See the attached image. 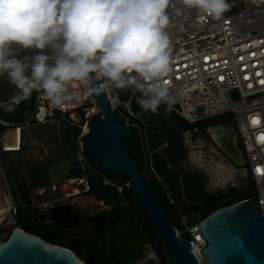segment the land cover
Wrapping results in <instances>:
<instances>
[{
    "label": "built area",
    "instance_id": "1",
    "mask_svg": "<svg viewBox=\"0 0 264 264\" xmlns=\"http://www.w3.org/2000/svg\"><path fill=\"white\" fill-rule=\"evenodd\" d=\"M229 3L233 5L231 9L220 19H215L184 6L181 0H171L167 9V32L171 41L172 72L165 82L172 99L165 105L190 124L229 112L233 114L232 121L208 125L205 131L199 127L185 129L184 145L196 146L201 138H195L198 134L204 135V140L205 134L212 136L211 128L231 127V139L239 144V148H235V156L240 152L245 163L240 167L231 165L230 168L235 170V176L237 171H244L248 182L252 183V190L244 199L258 196L264 214V140L259 139L264 136V84L260 83L264 80V3L261 0H229ZM70 91L80 94L81 99L57 108L42 91L35 90L30 120L15 123L0 118V176L4 179V184L0 181V232L7 236L14 227H18L20 205L8 181L2 153L22 151L29 126L56 123L60 129V140L56 144L61 145L62 139L69 136L75 141V146L66 145V151L81 163L78 167H86L82 163L85 137L99 106L94 94L84 95V89L78 82L70 86ZM105 93L112 110L130 126L132 119L124 112L136 116L131 103L138 92L134 95L131 89L112 88ZM254 119L259 123L254 124ZM15 140L17 149L9 150ZM213 148L216 150L214 145ZM215 157L212 164L217 160L226 163V160ZM171 201L177 207L172 198ZM204 218L198 212L179 210L180 227L176 228L180 238H188L191 250L200 262L204 260L203 250L207 247L200 229Z\"/></svg>",
    "mask_w": 264,
    "mask_h": 264
},
{
    "label": "clouds",
    "instance_id": "2",
    "mask_svg": "<svg viewBox=\"0 0 264 264\" xmlns=\"http://www.w3.org/2000/svg\"><path fill=\"white\" fill-rule=\"evenodd\" d=\"M171 0H0V75L19 92L3 105L12 112L33 90L54 107L81 95L116 89L140 93L144 113L171 103L166 78L172 72L167 32ZM220 19L229 0H181ZM21 50L34 55L17 58ZM99 81V83H97Z\"/></svg>",
    "mask_w": 264,
    "mask_h": 264
},
{
    "label": "rangeland",
    "instance_id": "3",
    "mask_svg": "<svg viewBox=\"0 0 264 264\" xmlns=\"http://www.w3.org/2000/svg\"><path fill=\"white\" fill-rule=\"evenodd\" d=\"M261 2L264 3V0H261ZM35 51L21 50L17 58H23L25 55H34ZM18 92L19 90L10 83L6 73L0 75V103L2 104L0 105V115L3 118L7 119L9 114V112L4 110L3 105L9 102L10 98ZM32 103L33 98L30 96L12 111L20 113L23 110L21 112V122L31 119L34 108ZM23 106H26V108L23 109ZM133 109L136 116L144 121L147 132H149L150 148L155 150L153 153L155 155L153 170L156 171L158 178L162 181L179 210H182V212L194 211L195 213L198 209H203L205 212V205L211 197L215 199L216 204H225L226 202L236 200V194L231 195V186L227 183L223 184L221 180L215 177V173L206 167L207 165L211 166L212 160L216 155L211 152L214 150L212 143L202 138L205 137L204 135L198 134L195 137H201L198 143L194 142L197 144L196 146L186 147L184 145L186 138L183 134L184 130L169 110L158 109L157 113L150 111L144 113L136 100ZM233 119V114L229 112L204 120L200 125H217L232 121ZM59 133L60 129L56 123L31 125L26 129L25 145L22 151L2 153L7 178L12 187L16 202L20 206L22 204L21 211H24L30 203L34 206L35 204L49 202L58 197L65 198L66 201L68 200L67 198H73V201L80 207L90 211L98 210L100 214L98 212L96 214L99 218L102 215L104 216V204L102 202L112 205L108 202L109 199H112V195L110 194L116 190L120 197L122 188L127 186V183L123 185L116 184L109 178L104 177L94 167L88 166V161L85 160L87 159L86 154H84L82 160V163L86 164L85 168L78 167L81 163L75 162L74 167L67 175L55 179L51 174L52 167L71 158V154L66 151L65 146L75 143L74 140L69 139L68 141V138H64L61 145L56 144L60 140ZM219 142L221 143V140ZM17 146V143L11 145L13 148L10 150L17 149ZM192 152L202 155L204 165H200L197 161L193 160ZM76 171L77 173H75ZM0 181L4 184V179L1 176ZM54 185H56V189L53 188ZM225 185L227 186L223 187ZM88 187L91 189L88 193L89 195H86L81 190ZM236 188L245 190L248 188V184L240 177L236 183ZM44 189L45 192L41 193ZM76 189H79L81 193L75 195ZM219 192L222 193L219 194ZM68 193H72L70 195L73 197L67 196ZM203 202L205 204L204 207L201 205ZM117 203L129 206L126 202ZM94 205L96 207L92 210ZM99 231H101L99 235L100 241L106 247L102 237L104 233L109 231L108 225L104 223V225L99 227ZM5 234L4 232H0V242L7 239L8 236ZM126 264H163V261L159 256V251L152 246L151 252L146 257Z\"/></svg>",
    "mask_w": 264,
    "mask_h": 264
},
{
    "label": "water",
    "instance_id": "4",
    "mask_svg": "<svg viewBox=\"0 0 264 264\" xmlns=\"http://www.w3.org/2000/svg\"><path fill=\"white\" fill-rule=\"evenodd\" d=\"M96 97L99 112L92 117L90 130L85 137V154L102 173L107 171L123 175L129 191L134 193L138 203L145 210L150 226L142 225L147 235L154 231L160 241L161 255L165 264H264V214L258 196L229 202L208 214L200 223V229L207 241L203 250L204 260L199 261L191 250V243L186 236L180 238L164 206H174L170 197L163 194L164 187L159 180L148 181L151 170L150 151L142 129L141 120L124 112L141 126V134L147 156L148 168L142 172V155L129 149L124 137L132 135V127L119 122L112 110L106 93ZM16 140L14 145L16 144ZM235 166H243L244 157L240 152L232 156ZM77 158L66 159L51 169L55 179L67 175ZM158 181V184H155ZM147 238V237H146ZM151 238V241H152ZM148 239V238H147ZM149 240V239H148ZM153 242V241H152ZM89 251L90 264H115L107 261L104 252L92 243L80 242ZM101 257L105 261H99ZM0 264H85L67 248L48 243L38 236L21 228L14 227L7 240L0 242Z\"/></svg>",
    "mask_w": 264,
    "mask_h": 264
},
{
    "label": "flooded vegetation",
    "instance_id": "5",
    "mask_svg": "<svg viewBox=\"0 0 264 264\" xmlns=\"http://www.w3.org/2000/svg\"><path fill=\"white\" fill-rule=\"evenodd\" d=\"M140 120L143 123L142 129L145 133L146 142H147V145L150 151L149 164L151 165V170L148 173V180H151L154 177V174L155 176H157L156 171L153 170L154 169L153 161L155 157L153 153L155 152V150L150 148L148 134L146 132V126L144 124V121L142 119ZM118 121L124 122V120L121 121L119 119ZM130 123H131L130 126L132 127V135L129 137H124V141L127 147L131 149V151L135 152V149L138 148V152L136 151V154L142 155V159H143L142 168L144 169V171H146L148 168V162H147V156H146L145 147H144V140L141 134V126L134 120H131ZM216 128L217 127L211 128L210 129L211 134H214V135L211 136L209 133H207L205 135L208 138L206 137L205 139L207 141H210L212 145H214V147L216 148V150H212L213 154L216 155L215 158L216 159L222 158L226 160V163L228 165L224 163L223 160H217L214 162V164L211 163V166L220 167L221 163L226 165L227 171L232 173L233 177H235L234 179L227 181V182L232 181L231 183L228 184L229 186H231L230 192H232V190L236 188V183L238 182L240 177L243 178L247 184H248V180L243 170L237 171L236 176H235V172H233L235 170L234 169L232 170L230 168L231 165L232 167H235V161L232 156L233 155L235 156V148L236 147L239 148L238 142L235 141V139H231L232 130L230 129V131H228L226 134L221 135V132H219ZM134 129L139 130V137L135 141H134L135 139ZM227 139L229 141H227ZM220 140L222 144L219 142ZM217 143L224 150H226L229 154L226 152L224 153L218 147ZM87 159L85 160L89 161V159L88 160ZM73 167H74V164L72 165L71 169ZM211 171L215 173L213 170ZM214 175L217 179L223 182V179L218 178L216 173ZM109 179L112 180V182H114V180H117L118 182L125 181V178L119 177L118 174H115V176H112ZM81 191L84 194L89 195L88 193L90 191V187L82 189ZM43 192H45V189L42 190L41 193ZM72 193H68L67 196L73 197L70 195ZM67 199L68 200L66 201L65 198L58 197V198L52 199L49 202H45L42 204L38 203V204H35L34 206H32L30 203V205L26 206L27 208H25V210L22 212L23 223L18 221V228H21L24 231L29 232L32 235L38 236L40 239H42L45 242L67 248L76 257L82 260L85 264L91 263L89 259V251L86 249V245L80 242H86L88 244L94 242L98 246V248L104 252V254L106 255L108 259L107 261L110 260L115 264H119L118 260L110 252V250L102 245L100 238H99V235L101 233V231H99V227H101V225H104L105 223L106 225H108V229H110L109 224L106 221L105 217L101 214L102 216L99 218L98 215L96 214L98 210L97 211L86 210L80 207L78 204H76L73 201V198H67ZM118 202H126L129 205V207L132 210L133 216L135 217L137 223L139 224L142 231L144 232V235H146V237L149 239L152 246H154L159 251L161 249L160 242L155 239H152L153 241L152 242L151 238H149V236L146 234V231L144 230L142 226L144 225L143 224L144 216H142V225H141L139 214L143 215V213L141 212V210L143 209L142 206L139 203L135 204L134 202H128L126 200L118 201ZM102 203L105 204L104 202ZM98 213L100 214V212ZM98 260L102 262L105 261V259L101 257H99Z\"/></svg>",
    "mask_w": 264,
    "mask_h": 264
},
{
    "label": "bare ground",
    "instance_id": "6",
    "mask_svg": "<svg viewBox=\"0 0 264 264\" xmlns=\"http://www.w3.org/2000/svg\"><path fill=\"white\" fill-rule=\"evenodd\" d=\"M216 129L221 132V135H223L230 131L231 127L221 126ZM192 158L200 165H204V160L201 154L192 152ZM206 167L213 170L218 178H222L223 183L234 179L232 173L227 171L225 164L221 163L220 167H213L210 165H207ZM80 193L81 191L76 189L74 194L77 195ZM1 207L0 204V208ZM95 207L96 205L92 207V210ZM103 214L109 222L110 229L103 235L102 239L106 247L118 260L119 264L139 261L151 252V243L146 238V235H144V232L137 223L129 206L123 203H114L112 205L104 204Z\"/></svg>",
    "mask_w": 264,
    "mask_h": 264
},
{
    "label": "trees",
    "instance_id": "7",
    "mask_svg": "<svg viewBox=\"0 0 264 264\" xmlns=\"http://www.w3.org/2000/svg\"><path fill=\"white\" fill-rule=\"evenodd\" d=\"M139 95H140V93H137L134 96V98L132 100V103H131V107H132V110H133V112H134L135 115H136V113H135V111L133 109V105H134V102L136 100V97L139 96ZM31 98H33V103H34V100H35V90H33L32 94H31ZM33 103H32V106L34 105ZM25 108H26V106L23 109H25ZM159 109H167V110H169L173 114V116L179 121V123L181 124L183 130L188 129V128L199 127L201 129V131H205V127L206 126L200 125V123L202 121H204V120L199 121L196 124H190L189 122H187L186 120H184L182 117H180L178 114H176L171 109H169L165 104H162ZM21 112H23V110ZM21 112L20 113H15V112L9 113L8 116H7V119H9V120L3 118L1 115H0V118H3V119H5V120H7L9 122L19 123V122L22 121V113ZM118 119L121 120V121L123 120L120 116H118ZM205 120H207V119H205ZM146 132H147V129H146ZM147 134H149V132H147ZM134 135H135V139H134V141H135L139 137V130L138 129H134ZM65 138H68L67 140L69 141V136H67ZM73 145L75 146V143H73ZM136 151L138 152V150H136ZM11 153H14V152H11ZM139 154H140V152H139ZM88 162H89L90 166H92L95 169H97L104 177L110 178L112 176H115V173L109 172V171H107L105 173H102V169L97 168L90 160ZM77 171L75 173H77ZM141 171L144 172V169L142 168ZM118 176L124 178L123 175L118 174ZM155 177H156V180H159L161 182V184L163 185V183L160 180V178H158L157 176H155ZM152 179H154V177ZM155 184H158V181H155ZM163 187H164V185H163ZM251 190H252V183L251 182H248V188L247 189H245V190H239V189L235 188V189L232 190L231 195L236 194V200L235 201L242 200V199L246 198V195L248 193H250ZM114 192H116V193H114ZM114 192H112V194H110V195H112V199H109L108 200L109 203H115V202L123 201V200H126L128 202H134L135 204L138 203V200H137L136 196L134 195V193H132L131 191L128 190L127 186L123 187V189L121 191L120 197H119V193L116 190H114ZM220 193H222V192H219V194ZM163 194L164 195L165 194L168 195V197H170V199H171V196H170V194H168V192H167V190H166L165 187H164V190H163ZM101 199H103V198H101ZM214 200L215 199L213 197H211L206 205L203 202L201 205H203V207L205 205L206 211L204 212L203 209L202 210L201 209H198L197 212L200 213L203 217H206L208 214H210L212 211L216 210L217 208L222 207V206H225L229 202H232V201H229V202H226L225 204H216ZM21 207H22V205L19 207L18 214H17V218H18V221H20L21 223H23V215H22L23 210L21 211ZM164 210L166 212H168V216H169L170 220L172 221V224L176 228H179L180 227L179 208L176 207V206L175 207L168 206V209H167V206H164ZM141 212L143 213V215H145V210L144 209H142ZM143 224L146 225V227L150 226V228H152V225H151L150 220L148 218H146L145 216H144ZM148 236H149V238H152L153 236H156V233L154 231H149L148 232ZM152 239H155V240L159 241L158 236L155 237V238H152ZM161 250L162 249L159 250V256L161 257V259L163 261V264H165V259L161 255Z\"/></svg>",
    "mask_w": 264,
    "mask_h": 264
},
{
    "label": "snow or ice",
    "instance_id": "8",
    "mask_svg": "<svg viewBox=\"0 0 264 264\" xmlns=\"http://www.w3.org/2000/svg\"><path fill=\"white\" fill-rule=\"evenodd\" d=\"M221 79H223V77H221ZM260 83L264 84V80L260 81ZM253 123L254 124L259 123V121L257 119H254L253 120ZM259 139L264 140V136H261ZM258 171H261V170L258 169Z\"/></svg>",
    "mask_w": 264,
    "mask_h": 264
},
{
    "label": "crops",
    "instance_id": "9",
    "mask_svg": "<svg viewBox=\"0 0 264 264\" xmlns=\"http://www.w3.org/2000/svg\"><path fill=\"white\" fill-rule=\"evenodd\" d=\"M10 150V149H9Z\"/></svg>",
    "mask_w": 264,
    "mask_h": 264
}]
</instances>
